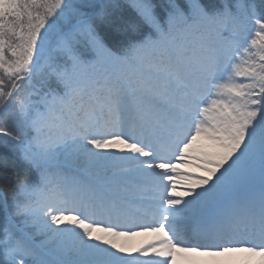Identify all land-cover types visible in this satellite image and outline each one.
I'll list each match as a JSON object with an SVG mask.
<instances>
[{"label":"snow or ice","instance_id":"6c2138e0","mask_svg":"<svg viewBox=\"0 0 264 264\" xmlns=\"http://www.w3.org/2000/svg\"><path fill=\"white\" fill-rule=\"evenodd\" d=\"M0 264H264V7L0 0Z\"/></svg>","mask_w":264,"mask_h":264},{"label":"trees","instance_id":"16d2710c","mask_svg":"<svg viewBox=\"0 0 264 264\" xmlns=\"http://www.w3.org/2000/svg\"><path fill=\"white\" fill-rule=\"evenodd\" d=\"M159 3H163L164 0H158ZM220 2L221 0H203V3L209 8V9H212L214 7H219L220 6ZM255 3L258 5V8L259 7H264V0H255ZM17 164L18 166H21L20 165V162L18 160H16L15 158H11L9 160V169L11 168V166L13 164ZM8 200L11 201V195H8Z\"/></svg>","mask_w":264,"mask_h":264}]
</instances>
